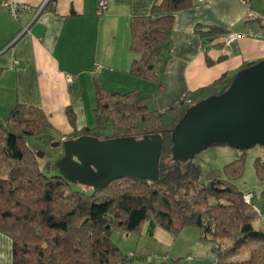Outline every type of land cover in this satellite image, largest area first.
I'll list each match as a JSON object with an SVG mask.
<instances>
[{
  "label": "trees",
  "instance_id": "16d2710c",
  "mask_svg": "<svg viewBox=\"0 0 264 264\" xmlns=\"http://www.w3.org/2000/svg\"><path fill=\"white\" fill-rule=\"evenodd\" d=\"M192 6V0H160L149 16L131 19L130 51L135 57L130 73L145 80L157 78L155 68L169 47L174 14ZM197 33L208 45L226 34L215 27ZM234 76L187 93L162 113L140 105L135 91L119 94L96 86L95 127L71 139H108H101L98 131L110 125L113 138L160 135L163 142L156 182L125 177L102 190L44 175L28 138L53 127L39 109L15 105L7 124H0V233L12 242V264H132L134 254L124 255L109 239L114 233L139 235L145 224L175 238L186 228L198 229L201 240L213 245L218 264H264V234L252 226L256 214L232 184L243 174L244 155L224 167L227 181L211 171L201 183V168L192 160H175L172 153V131L190 106L225 92ZM66 114L74 124L73 112L67 109ZM255 172L258 181H264V163L257 160ZM250 245L256 248L249 250V257L238 260Z\"/></svg>",
  "mask_w": 264,
  "mask_h": 264
},
{
  "label": "crops",
  "instance_id": "0c3cea01",
  "mask_svg": "<svg viewBox=\"0 0 264 264\" xmlns=\"http://www.w3.org/2000/svg\"><path fill=\"white\" fill-rule=\"evenodd\" d=\"M15 1L28 8L17 19L0 5V110L7 106L10 111L17 104L37 108L60 140L95 127L96 86L119 94L135 91L140 105L162 113L187 93L264 60L261 39L240 38L228 46L218 36L208 45L197 33L215 27L226 34L264 35V22H258L264 0H192L191 8L174 14L169 47L158 60L155 80L130 73L135 56L129 23L149 16L160 0H107L101 14L96 0H49L44 6L45 0ZM67 109L74 114V124L68 121ZM262 191L253 194L249 206L256 214L252 226L264 234ZM129 237L134 245L129 253L135 257L132 264H218L213 245L202 241L196 228H186L175 238L145 224L139 235ZM152 255L161 261L153 263L154 256L147 260ZM0 264H12V242L2 233Z\"/></svg>",
  "mask_w": 264,
  "mask_h": 264
},
{
  "label": "water",
  "instance_id": "95a60500",
  "mask_svg": "<svg viewBox=\"0 0 264 264\" xmlns=\"http://www.w3.org/2000/svg\"><path fill=\"white\" fill-rule=\"evenodd\" d=\"M172 142L173 157L181 162L215 146L264 147V60L237 72L225 92L191 106L174 127ZM162 144L160 135L105 140L83 135L51 146L63 150L54 163L61 178L102 190L125 177L156 182Z\"/></svg>",
  "mask_w": 264,
  "mask_h": 264
},
{
  "label": "rangeland",
  "instance_id": "374dc122",
  "mask_svg": "<svg viewBox=\"0 0 264 264\" xmlns=\"http://www.w3.org/2000/svg\"><path fill=\"white\" fill-rule=\"evenodd\" d=\"M197 102H194L196 104ZM192 104L191 106H193ZM190 106V107H191ZM0 110V124H7V118L9 115V110L7 106H1ZM14 107V105H13ZM90 108V106H88ZM94 108V107H93ZM5 111V112H4ZM113 130L110 125H106L105 128L98 131V136L103 139L105 137L113 138ZM73 135H70L69 139ZM108 138V139H110ZM60 141V137L55 132H45L39 137L28 138V145L35 151L43 152V158H39V167L41 172L46 176H56L59 175L57 169L54 167V163L58 160L62 154V147L53 148L51 145ZM244 155V165L243 174L240 178L233 180L232 184L241 193L252 192L258 195L260 191L264 188V181H258L255 172V163L257 160L260 163H264V147H253L243 152H238L235 149L229 148L227 146H215L204 150L199 153L193 160V164L198 165L202 171L201 183L205 182V177L211 171H218L221 180H226L227 178L223 173V169L226 165L238 159L240 156ZM77 186H75L76 188ZM78 188V187H77ZM110 243L116 246L121 253L128 255L133 251L134 245L131 237L127 238L125 233H114L110 236ZM256 246H249L243 253L237 256L238 260L242 261L249 257V250H253ZM154 256L152 262L161 261L159 255L149 256L147 260Z\"/></svg>",
  "mask_w": 264,
  "mask_h": 264
},
{
  "label": "built area",
  "instance_id": "2783aa9c",
  "mask_svg": "<svg viewBox=\"0 0 264 264\" xmlns=\"http://www.w3.org/2000/svg\"><path fill=\"white\" fill-rule=\"evenodd\" d=\"M48 1L49 0H45L43 6ZM0 5L8 10L10 17L13 19H17L19 12L28 10V8L25 5H20L15 0H0ZM96 7L98 14L103 13L107 9V0H96ZM263 20H264V15H263ZM240 38L261 39L264 43V35L262 34V32H252V31L246 32L244 34L228 33L225 36H223V43L224 45L230 46ZM185 103L187 105H191L192 101L191 99L186 98ZM252 198H253L252 192L245 193L243 194L242 197L243 202L247 205H250V201L252 200ZM150 260L151 258L149 259V261Z\"/></svg>",
  "mask_w": 264,
  "mask_h": 264
},
{
  "label": "flooded vegetation",
  "instance_id": "af4514ba",
  "mask_svg": "<svg viewBox=\"0 0 264 264\" xmlns=\"http://www.w3.org/2000/svg\"><path fill=\"white\" fill-rule=\"evenodd\" d=\"M82 136H83V135H82ZM67 140H68V139H67ZM62 141H64V140H60V141H58V142H60V143H61Z\"/></svg>",
  "mask_w": 264,
  "mask_h": 264
},
{
  "label": "clouds",
  "instance_id": "9594fccd",
  "mask_svg": "<svg viewBox=\"0 0 264 264\" xmlns=\"http://www.w3.org/2000/svg\"><path fill=\"white\" fill-rule=\"evenodd\" d=\"M65 141V140H64Z\"/></svg>",
  "mask_w": 264,
  "mask_h": 264
}]
</instances>
